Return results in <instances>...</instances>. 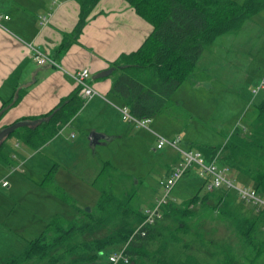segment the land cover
I'll return each instance as SVG.
<instances>
[{
	"label": "trees",
	"instance_id": "obj_1",
	"mask_svg": "<svg viewBox=\"0 0 264 264\" xmlns=\"http://www.w3.org/2000/svg\"><path fill=\"white\" fill-rule=\"evenodd\" d=\"M98 1L78 0V21L72 32L64 36L60 51L68 46V37L81 32ZM127 1L153 30L137 50L121 54L112 63L119 74L111 92L134 116L141 118L154 117L169 108L173 92L191 77L205 47L216 36L238 30L247 18L264 8V0ZM77 93L78 89L43 115L18 120L37 122L17 127L0 139V161L11 163L3 151V142L8 137L15 136L30 148L38 149L55 136L82 107ZM7 105L1 107L0 113ZM197 149L208 161L218 156L220 164L235 168L257 190H264V98L255 105L247 131L235 128L223 145H200ZM107 165L109 162L104 163L95 181ZM54 167L43 181L51 177ZM203 186L204 180L181 203L170 199L162 207V217L146 226L144 235L138 232L131 239L133 230L144 218L143 210L131 205L133 192L118 196L103 191L94 210L79 208L78 218L73 221L52 218L36 238L27 241L21 253L0 257V264H100L106 250L125 243L129 260L117 264H232L233 258L227 251L215 248L211 241L190 231L188 220L196 216L192 205L206 203L210 195L217 197L211 209L218 208L220 215L231 218L243 241L253 247V259L248 264H256L264 255V242L257 240L264 211L253 208L252 217L234 211L227 199L232 192L222 190L200 196Z\"/></svg>",
	"mask_w": 264,
	"mask_h": 264
},
{
	"label": "crops",
	"instance_id": "obj_2",
	"mask_svg": "<svg viewBox=\"0 0 264 264\" xmlns=\"http://www.w3.org/2000/svg\"><path fill=\"white\" fill-rule=\"evenodd\" d=\"M79 11L78 0H0V109L9 104L0 113V129L20 119L45 114L77 90L66 71L75 72L88 67L89 83L99 93L83 102L57 134L35 152L22 150L15 136L17 142L11 147L7 143L9 137L6 138L3 151L11 160L10 165H6L10 173L18 169L22 171V163L29 172L41 176L42 170L37 161L44 159L39 156L44 149L50 152L49 156H43L49 163L56 152H61L66 158L73 157V162L77 163V158L88 151H95L102 140H127L136 136L134 128L138 126L122 118L119 107L125 104L111 92L119 74L112 68V63L121 54L137 50L152 32L153 26L138 15L127 0H99L88 14L81 32L68 37V46L60 51L64 36L72 32L78 21ZM241 31L246 34L241 36ZM29 45L52 57L60 67L37 64ZM259 55H264V8L247 18L238 30L216 36L205 47L191 77L173 92L172 103H188L186 94L178 96L185 86L188 91L195 92L198 88L211 90L217 84L236 87L239 92L244 74L242 61L249 63L252 60L253 73L257 70L261 72V67L256 66ZM107 70H111L107 75L93 78ZM263 80L264 65L259 79L253 75V86ZM153 118L150 117V130L138 128L153 133L150 127ZM249 119L244 131L248 130L253 116ZM91 134L97 139L94 143L89 139ZM33 160L37 163L31 164ZM176 162L169 166L167 174ZM53 167L54 173L58 164L53 162L49 169ZM42 180L40 183L45 182ZM89 181L92 182L91 179ZM3 187L10 188V183Z\"/></svg>",
	"mask_w": 264,
	"mask_h": 264
},
{
	"label": "rangeland",
	"instance_id": "obj_3",
	"mask_svg": "<svg viewBox=\"0 0 264 264\" xmlns=\"http://www.w3.org/2000/svg\"><path fill=\"white\" fill-rule=\"evenodd\" d=\"M240 34L243 36L246 32L241 31ZM251 61H242L244 74L239 84V92L236 87L217 84L211 90L198 88L195 92L188 91L189 88L185 86L178 92V96L186 94L188 103H172L170 108L167 107L168 110L154 116L151 129L164 137L180 134L182 139L179 146L193 150L200 145H223L235 128L244 131L249 118L255 112V105L264 98V90H259L255 97L252 93V89L261 82L257 81L253 86V75L257 79L262 75L264 55H259L256 62V66L261 67V72L257 70L253 73ZM215 69L218 70V67ZM134 131V138L100 141L95 151L83 154L81 158H77V163L73 162V157L66 158L61 152L53 154V161L49 163L43 157L50 155L49 150H41L39 156L44 159L37 161L42 170L41 176L29 172L22 163V171L18 169L12 173L6 164L0 163V257L21 253L27 240L36 238L51 217L73 221L78 218L79 208L94 210L103 191L118 196L132 191L131 205L140 210L160 198V182L166 177L169 166L178 161L181 154L169 146L156 149V137L146 129L135 127ZM16 142L14 136L7 139L11 147ZM18 142L22 150L35 152L36 149L19 140ZM105 161L110 165H107L103 175L95 181ZM37 162L33 160L31 164ZM53 162L58 164L57 170L44 183H40L52 169L49 168ZM228 173L237 185H251L248 178L235 168L228 166ZM3 181L10 183V188L3 187ZM201 181L203 178L197 173V169L192 170L177 183L169 198L181 203L193 195ZM207 193L205 186L199 190L200 196ZM227 199L232 210L253 216V207L238 199L235 194ZM216 203V195H210L206 203L192 205L196 216L188 220L190 231L199 233L206 241H211L217 246L215 248L227 251L228 256L233 258L232 264H248L253 259V247L247 246L243 241L230 217L220 215L218 208L211 209ZM261 220L257 240L264 242V218ZM120 247L122 245L106 250L101 256L100 264H108L109 253ZM256 264H264V255L258 258Z\"/></svg>",
	"mask_w": 264,
	"mask_h": 264
},
{
	"label": "built area",
	"instance_id": "obj_4",
	"mask_svg": "<svg viewBox=\"0 0 264 264\" xmlns=\"http://www.w3.org/2000/svg\"><path fill=\"white\" fill-rule=\"evenodd\" d=\"M7 18V16H4ZM33 49V60L37 64H50L60 67L57 62L47 54L39 51L37 48L29 45ZM66 73L73 79L78 89V96L83 102L87 101L96 94H99L93 86L89 83L90 71L88 67H83L75 72ZM259 90H264V80L258 83L253 89L252 93L256 94ZM119 112L124 120L134 124L135 126L149 129V117L134 116L128 106L119 107ZM153 132V131H152ZM156 137V149H162L169 146L178 150L181 158L170 169L166 177L160 182L162 188V195L156 199L151 205L143 210L144 218L141 223L133 230L130 239L140 232L145 234V227L152 225L156 220L162 217V207L171 199L170 193L173 191L177 183L192 170L197 169V173L205 181V187L208 192L227 190L232 192L235 196L243 202L250 204L255 211H264V190L259 191L254 186L249 184L237 185L235 179L228 173V166L220 164L218 156L213 160H206L202 152L198 149L182 148L179 146L181 136L176 135L172 138L161 136L153 132ZM218 155V154H217ZM2 186H6L7 182L3 181ZM127 243L122 247L113 250L108 255V264H117L119 262L127 263L129 258L125 253Z\"/></svg>",
	"mask_w": 264,
	"mask_h": 264
},
{
	"label": "water",
	"instance_id": "obj_5",
	"mask_svg": "<svg viewBox=\"0 0 264 264\" xmlns=\"http://www.w3.org/2000/svg\"><path fill=\"white\" fill-rule=\"evenodd\" d=\"M113 68V67H112ZM111 70H107L105 72H101L99 74H96L93 76V78H98V77H102V76H105L107 75ZM37 120H33V121H17V122H14L13 124H10L4 128H2L0 130V139H2L6 134H8L10 131L14 130L15 128L17 127H20V126H23V125H32L34 123H36ZM89 139L91 140V142H96V138L95 136H93L92 134L89 136ZM87 210H89V208H86Z\"/></svg>",
	"mask_w": 264,
	"mask_h": 264
},
{
	"label": "bare ground",
	"instance_id": "obj_6",
	"mask_svg": "<svg viewBox=\"0 0 264 264\" xmlns=\"http://www.w3.org/2000/svg\"><path fill=\"white\" fill-rule=\"evenodd\" d=\"M78 94V93H77Z\"/></svg>",
	"mask_w": 264,
	"mask_h": 264
}]
</instances>
